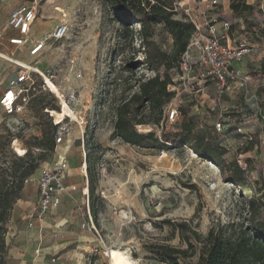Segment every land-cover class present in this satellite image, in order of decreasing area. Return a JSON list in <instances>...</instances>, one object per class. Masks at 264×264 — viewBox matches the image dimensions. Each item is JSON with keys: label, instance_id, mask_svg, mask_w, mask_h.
I'll use <instances>...</instances> for the list:
<instances>
[{"label": "rangeland", "instance_id": "obj_1", "mask_svg": "<svg viewBox=\"0 0 264 264\" xmlns=\"http://www.w3.org/2000/svg\"><path fill=\"white\" fill-rule=\"evenodd\" d=\"M173 1L177 8L176 12L179 13L176 18L181 17L180 13L187 0ZM212 1L214 10L211 9L209 15H216L220 10L226 12L228 9L227 3L224 4L223 0H209L208 3ZM33 2L38 5V17L31 33L33 38L44 40L48 37L62 17L63 14L60 12L62 9L71 23L70 32L62 40L49 38L39 56L30 55L32 49L30 43L14 55L10 50L3 51L5 57L0 56V94L2 86L9 85L17 71L16 65L7 57H19L32 64L39 61L41 68L53 70L52 81L61 92L66 96L73 91L76 92L78 100L75 109L78 118L83 120L82 126L77 122L71 123L73 133L64 134L63 140L57 143L54 153L48 155V159L42 162L34 175H38L43 167L55 166L58 162L57 151L63 147L69 159L66 184L76 186V189L70 187L71 191L65 195L69 201L79 199L73 210L83 212L87 203H90V206L92 204L86 174L87 156L93 152L94 147L86 143L95 138L101 144L103 153L100 152L101 158L95 168L97 177L95 204L100 210L99 225L95 223L104 238L102 250L111 249L110 259L105 257L104 264H165L154 259L144 246L148 243H165L186 247L177 235L171 238L169 225L163 223L167 219L190 222L203 233H207L215 223L239 220L247 210L245 196L258 194L248 191L247 195H244L238 185L223 176L219 166L218 170L212 169L208 165L211 161L197 156L194 151L196 156H193L186 147L171 146L160 149L142 147L114 136L117 105L129 86L136 90L137 78L152 75L153 72L143 65L135 67L132 71L125 69L131 57H135L136 60L141 58L138 49H142V44L135 41L130 45V38L120 40L122 27L106 11L103 1L0 0V22H5L18 6ZM194 2L192 0L190 4L197 8L198 5ZM242 23L241 17L239 24ZM243 36L239 34L235 39L247 37ZM248 37L251 38V34ZM156 38L165 50L172 49V36L163 27H157ZM78 68L82 69V77H77L75 73ZM249 68L260 70V66ZM173 72V76L176 77L177 70L174 69ZM34 79L37 88L41 81L44 82L39 75H34ZM257 79L254 78V81L259 83ZM252 88L257 90L258 87ZM212 89L211 97L214 96ZM234 92H237L236 100L240 102L237 105L240 106L243 102L239 97L242 90ZM34 93L39 94L37 91ZM229 95L224 98L226 106L228 105L225 116L230 118L231 122H235L238 107H232V103L229 102L232 99L227 97ZM32 97L33 95L30 96ZM259 98L258 104L264 105V92L259 93ZM48 99L55 106L59 104L51 96H48ZM189 110L187 108L186 116L182 111L176 124H165L166 129L175 132L183 124H187L194 133L205 134L218 147L225 148L227 152L223 158L226 163L230 164L241 158L247 164L252 180L264 175V145L260 148L257 141L241 145L233 136L235 134L219 136L213 128L212 117L207 115L198 117ZM68 111L73 115L70 110ZM6 117L8 116L0 106V128L7 126ZM23 117V126L13 131L19 134L15 138L16 144L11 143L9 149L11 152L6 150L4 155L0 153L1 160L7 155V160L11 161L14 158L13 153L19 155L15 147L27 150L31 147V136L41 134L39 124L42 118L37 115L34 108L27 109ZM26 118L29 121H26ZM150 127L146 125V130L142 132L154 129L158 135L161 133V127L154 125ZM85 186H88L86 191ZM25 187L14 206L18 207L21 199L28 206L38 203L39 192L36 190V183L25 184Z\"/></svg>", "mask_w": 264, "mask_h": 264}, {"label": "trees", "instance_id": "obj_2", "mask_svg": "<svg viewBox=\"0 0 264 264\" xmlns=\"http://www.w3.org/2000/svg\"><path fill=\"white\" fill-rule=\"evenodd\" d=\"M102 1L112 19L122 27L120 40L130 38V45L135 41L142 44V49H138L141 58L136 60L131 57L125 69L132 71L135 67L143 65L153 72L152 75L137 78L136 90L129 86L117 105L114 136L133 145L149 148L188 145L197 156L219 166L223 176L238 185L244 195H247L248 191L258 194L245 196L247 210L239 220L215 223L207 233L200 232L190 222L164 220L163 223L171 229V238L177 235L186 247L148 243L144 246L145 250L153 255L154 259L165 264H264V175L252 180L250 170L241 168L236 160L230 164L226 163L223 157L227 150L218 147L205 134L194 133L187 124H183L175 132L168 131L164 126L160 136L154 129L148 132L137 129L139 124L161 125L164 108L174 96V92L169 90V85L174 83L173 70L178 71L181 55L187 48L194 24L184 16L176 18L179 13L175 10L173 0ZM232 3L235 14L244 19L245 28L254 31L253 28L257 26V31L262 30L261 35H264V11L260 9L257 16L254 7L246 0H232ZM219 17L231 19L229 15ZM159 26L172 36L173 47L170 51L165 50L156 38ZM34 92L30 93L33 97L29 100L28 109L34 108L42 118L39 124L41 134L31 136V147L24 155L13 153L14 158L11 161L7 160V155L0 159V264H8L10 244L7 237L12 210L25 187V182L57 147L58 125L53 123L54 119L49 113L57 109V117H62L58 100L49 91L39 89V94ZM48 96L57 101L58 105L52 104ZM182 111L185 116L188 115L186 107H183ZM0 129V153L4 155L19 134L14 133L8 125ZM86 144L94 147L93 152L87 156V174L91 211L98 225L100 210L95 204V168L103 152L101 144L95 138Z\"/></svg>", "mask_w": 264, "mask_h": 264}, {"label": "built area", "instance_id": "obj_3", "mask_svg": "<svg viewBox=\"0 0 264 264\" xmlns=\"http://www.w3.org/2000/svg\"><path fill=\"white\" fill-rule=\"evenodd\" d=\"M191 1L187 0V4H184V9L180 15L194 24V30L191 33L186 50L181 55L174 83L169 85V90L174 92V96L165 106L161 125L157 127L163 129L165 124H176L182 113V108H188L187 106L191 104L199 117L205 114L213 117V128L220 136L230 133L242 134L245 141H250L252 137L248 135L245 126L250 117L245 114L241 118L235 117V122H231L232 120L225 116L224 98L231 90H242L243 100L246 104H258L259 95L252 88L254 75L238 67L245 56L252 52L255 44L246 37L233 40L230 35L231 21L221 22L218 17L223 11L220 10L216 15H209L211 9L214 10L213 1L208 3L209 0H194V3L198 5L197 8L190 4ZM174 7L177 10L176 6ZM262 7L264 8V0ZM60 12L63 15L57 21L53 31L44 40H39L31 35L33 25L38 17V5L33 2L18 6L10 13L5 22H0V46H7L8 48L14 46L15 49L13 50L16 51L23 50L30 43L32 44L30 55L39 56L49 38L62 40L70 32L71 23L67 19L64 10L62 9ZM234 21H237V18ZM8 59L16 65L17 74L0 96V106L4 114L8 116L6 117L7 125L12 131L23 126L24 119L22 116L28 109L30 93L39 89L53 93L58 100L60 110L67 106L73 114L58 118L55 110L50 111L54 123L58 125L57 143L63 140L64 134L71 135L73 133L72 122H77L82 126L83 120L78 118L75 109L78 100L76 92L73 91L69 96H66L58 87V92H56L48 82L49 80L52 81L53 77L51 68H41L39 61L32 64V62H27L19 57ZM75 73L77 77L83 76L80 68ZM34 75L41 76L44 81L40 82L38 88L35 84ZM262 82L264 80L259 82L258 86ZM54 85L56 84L54 83ZM210 86L214 90V96L205 102V96L209 94ZM137 126H139V131L146 130V125L139 124ZM147 126L151 128L150 125ZM16 141H13L14 145ZM184 147L193 152L190 146L184 145ZM15 149L19 155H24L26 152L25 149H23V152L16 147ZM236 161L241 168L248 170L244 160L237 158ZM68 163V155L61 153L58 155V162L55 166L43 167L40 171L36 217L41 221L53 208L60 204L59 194L68 189L66 184ZM29 179L30 177L26 182ZM86 210L87 221L84 226L92 229L99 241L103 243L104 238L96 226L90 203H87ZM110 250H103L106 257H109ZM98 252L99 249L95 248L94 253ZM87 264H90V262Z\"/></svg>", "mask_w": 264, "mask_h": 264}, {"label": "crops", "instance_id": "obj_4", "mask_svg": "<svg viewBox=\"0 0 264 264\" xmlns=\"http://www.w3.org/2000/svg\"><path fill=\"white\" fill-rule=\"evenodd\" d=\"M222 2L224 4L227 3L228 9L226 10V12L219 14V16L229 15L231 19H226V17H223V19H221L219 16L218 17L221 22L231 21L232 24L230 35L232 36L233 40H235V38L238 37L239 34L244 36L247 35V37L249 34H251V38L248 37V40L255 44V47L252 50L254 52L246 55L243 61L238 65V67L243 71L254 74V78H258L257 80L261 82V80H264V35H261L262 30L257 31V26L253 28V30L256 32L247 30L245 28L243 18L242 25L239 24L241 17L235 14L232 0H223ZM246 2L254 7V10L256 11L255 15L259 16L258 11L260 9L264 11V8L262 7L263 0H252V2L246 0ZM235 18H237V21H234ZM13 49H15L14 46H10L9 48L7 46H0V56L4 55L3 51L6 50H10L11 54H14L18 51H14ZM249 66H260V70H250ZM16 74L14 75V77L16 76ZM258 84L259 83H257L256 81H253L252 86L258 87L257 90L253 91H256L259 95V93L264 92V84H261L259 86ZM8 86L9 85L2 86V92L0 96ZM210 87L212 88V86ZM211 88H209V94L205 96V102H207L211 97ZM229 94L230 95L227 97H231L232 100L229 102L232 103V107H238V114H236V117L241 118L245 114L250 117L249 120H247L246 128L248 131V135L252 137V140L245 141L244 135L242 134H235L233 136L237 141H239L241 145H248L249 143L257 141L260 143V148H263L264 105L246 104L243 100L244 96L241 94L239 97L243 102L239 106L237 104H240V102L239 100H236L237 92L235 93L234 90H231ZM224 106L225 108L228 106H226V101L224 102ZM187 107L188 109L192 110V113L194 115L198 116L195 109L191 107V104ZM26 121L29 120L26 118ZM231 134L234 133L227 134L225 135V137ZM21 149L23 150L25 148ZM57 153L59 155L66 152L63 147H60V150H58ZM39 175L40 172L36 176L32 175L30 179L25 182V184L36 183V190H38ZM86 176L88 180V174H86ZM87 183V185L89 186V180ZM88 186L84 187V191L87 190ZM70 187H75L74 189H76L75 185H69L67 191L61 192L59 194L60 204L57 207L53 208L42 221L36 217L37 204H31L28 206L27 203H25V201L21 199L19 206H14L7 237L8 243L10 244L8 264H87L89 262L90 264H104V259L106 256L104 255L102 250V243L99 241L92 229H90L88 226H84L87 221V210H84L80 213L77 209L73 210V208L76 207L77 202H79L80 200L73 199L72 201H69L66 198L67 196L65 194L72 189ZM95 248L99 249L98 253H94Z\"/></svg>", "mask_w": 264, "mask_h": 264}, {"label": "bare ground", "instance_id": "obj_5", "mask_svg": "<svg viewBox=\"0 0 264 264\" xmlns=\"http://www.w3.org/2000/svg\"><path fill=\"white\" fill-rule=\"evenodd\" d=\"M2 57H5V56H2ZM7 59H8V57H7ZM49 82V84H50V86L56 91V92H58V88H57V86L56 85H54V83L52 82V81H48ZM69 108L67 107V106H65L64 108H63V110H61V114H62V117L64 116V115H67V114H69ZM21 152H23V150L22 149H19ZM191 154L193 155V156H196V154L194 153V152H191ZM208 165L210 166V167H212V169H215V170H218V167H217V165H214V163H211V162H208Z\"/></svg>", "mask_w": 264, "mask_h": 264}]
</instances>
